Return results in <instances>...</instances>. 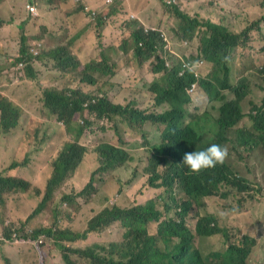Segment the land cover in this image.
Masks as SVG:
<instances>
[{"label":"trees","instance_id":"obj_1","mask_svg":"<svg viewBox=\"0 0 264 264\" xmlns=\"http://www.w3.org/2000/svg\"><path fill=\"white\" fill-rule=\"evenodd\" d=\"M114 1L113 4H107L104 0L103 6L108 8L107 12L100 14L97 11L95 15V5L86 0L85 4L82 2L84 11L91 12L92 18L96 19V26H104L99 48L96 46L97 54L88 57L90 59L87 62L82 61L79 50H74L77 44L73 46L85 29L90 30L88 25H81L85 16L83 13L75 14L77 9L66 13L65 0H60L55 11L62 15L55 12L56 18L51 23L54 27L51 28V24L43 25L55 36L57 28L71 30L72 19L75 21L77 15L82 31L78 35L66 32L64 34L71 37L57 38L63 45L52 46L53 50L49 52L48 49L42 51L44 56L52 58L57 70L63 74L57 81L58 85L62 82L66 85L62 88L44 87L46 89L42 92L41 100L43 108L48 110L47 118L38 117L30 111V133L32 139L44 138L41 131L50 128L49 121L54 117L55 123L63 128L65 136L69 138L63 141L58 155L49 160L52 162L51 175L33 215L39 214L47 206L49 208L54 200V190L88 160L96 165L89 182L76 194L63 195L60 202L72 206L77 201L78 207L85 206L86 202L82 200L85 194H91L92 191L98 194L94 185L96 181L93 183V180L100 173L98 182H114L118 187V198L111 202L106 201V195H102L104 207L99 208L82 233L70 231L72 224L64 230H33L31 236L21 228L19 232L23 234L22 239L37 246L51 238L62 250L65 264H80L79 260H83L84 264H248L257 239L242 235L237 241H230L225 230L219 227L217 217L209 213L207 208L205 212H200L196 207L205 208L206 199L222 201L230 195L238 197L247 189L254 190L252 182L246 178L245 172H240L236 165L226 160L222 165L199 174H193L181 162L185 152L206 150L213 143L225 147L231 145L234 149L237 145L248 146L249 150L264 152V100L254 106L249 115H245L249 81L240 78L232 84L229 67L231 54L237 53L235 74L243 72L248 62L264 77V15L254 21L247 19L250 7L237 0L239 14L215 13L213 20L211 12L205 8L198 12L185 11L181 5L173 4L174 0H166V13L177 21L179 40L187 41L185 44L196 39L199 42L195 56L181 58L170 53L169 43L172 42L163 30L148 27L152 23L151 19H147L146 27L137 20L130 22L129 34L119 48L112 51L114 41L110 38L113 39L115 33L111 31L118 23L120 32L117 36H122V29L128 23V18L134 17L135 11L130 2L126 4L127 0ZM150 7L155 9V4L151 3ZM260 7L264 8V0ZM156 12L160 14V19L164 18L158 10ZM104 14L111 18L106 23L103 22L106 19ZM17 40L10 38L5 41ZM53 41L52 37L48 40L49 43ZM120 52L125 57L131 55L130 61L115 60V53L119 55ZM32 60L27 40L23 37L18 57L16 53L12 55L11 61L16 65L2 70L0 77L12 81L11 71L20 72L22 77L23 71L18 68L25 65L24 71L26 67L30 71ZM130 68H135L141 74L144 71L151 73L156 79L140 89L130 85L137 81L135 74L120 85L110 82L111 77H119L120 73L125 74V70ZM29 75L32 76L27 73L25 78L28 79ZM116 89L123 98L125 94L139 97L115 103L117 95H110ZM199 90L209 103L217 104L218 114L210 110L190 112V101L198 96ZM161 109L165 112L159 114ZM21 114L19 106L1 97L0 131L7 134L15 130ZM246 117L251 126L238 127ZM81 118L83 121H80ZM94 120L101 123L96 133L88 129ZM151 130L159 133L160 143H149L151 151L144 171V175L149 177H145V183L143 181L141 184L144 183L142 189L157 193L142 203L132 204L123 192L120 180L115 177L108 179L110 176L106 173L117 167L131 168L135 165V155L120 147L128 148L138 139H144L143 143H147ZM32 143L37 150L30 151V154H38L43 150L44 147L40 148L38 144L35 147L36 142ZM18 166L14 162L0 172V208L6 206V195L30 192L31 183L27 179L9 174L10 170ZM131 174L136 180L137 173ZM35 193L38 195L39 191L36 189ZM171 212H174L173 215H170ZM1 225L8 237L13 223L4 225L1 220ZM115 231L118 232V238L107 244L93 243L85 248H82L85 245H80L90 235L108 236ZM41 234L44 235L43 240L39 239ZM194 241L198 242L195 246ZM216 241H222L224 247L216 248ZM258 254L260 263L264 264V249Z\"/></svg>","mask_w":264,"mask_h":264},{"label":"rangeland","instance_id":"obj_2","mask_svg":"<svg viewBox=\"0 0 264 264\" xmlns=\"http://www.w3.org/2000/svg\"><path fill=\"white\" fill-rule=\"evenodd\" d=\"M60 0H0V73L2 70L15 66L11 61L12 55L18 57L21 38L27 40L28 49H30V55L33 60L30 62V71L24 67L18 68L23 71L21 77L20 72L11 71L10 75L13 80L0 77V98H5L11 103L19 106L22 109L21 119L17 128L7 134L0 131V172L4 171L9 164L18 163L19 166L9 171V174L20 176L27 179L31 183V189L28 193H13L6 195V206L0 208V264H65L62 260V250L49 238L47 242L42 245L34 246L30 242L20 241L22 233L19 229L23 228L25 234L31 236V231H37L48 228H58L64 230L72 224L70 231L73 233H82L88 225L90 219H92L98 212L100 207H104L101 203L102 195H106V201L113 202L118 198L117 185L113 183L101 184L99 177L94 178L95 187L98 191L96 194L94 191L91 194H85L82 200L86 202L85 206L78 207V202L72 206H67L65 202H60L65 194H76L81 188L87 185L96 165H93L90 160L84 161L80 168L74 171L62 185L54 190V200L52 204H49L46 209H43L39 214L33 215L40 203L44 191L46 182L49 179L52 171L49 160L52 157H56L59 153L63 141L68 136H65L62 127L58 126L54 117L49 121V126L45 131H41L45 137H38L32 139L30 133V111H33L38 117L47 118L46 113L48 110L42 106V92L44 86H59L62 88L66 85L62 82L58 85L57 82L49 83V80L53 77L60 78L63 74L59 72L55 66V62L52 58L44 56L42 51L48 49L47 52L53 50V47H59L64 43L58 41V37L64 36L66 38L71 37L64 33L78 35L81 31V25H88L90 30L85 29L78 40L75 41L73 46L77 44L79 54L83 62H87L88 57H93L97 54L98 43H100L103 36L104 26L98 28L96 26V19L92 18V14L89 11H84L81 5L75 4L74 0H65V12H71L73 9L78 11L75 14H84L85 16L81 20V25L78 22L79 17L76 16V20L72 19L73 28L71 30H63L57 28V32L54 35L50 34L44 24H51L56 18L54 12L58 8ZM92 5H95L94 15L97 11L100 14L106 13L107 9L103 6L104 0H86ZM120 1V0H118ZM237 0H174L173 4L181 5V8L185 11H200L201 8H205L210 12L217 13H231L239 14L238 7L235 2ZM242 3L248 4L250 12L247 13L246 18L254 21L264 15V8L260 7V3L263 0H241ZM116 2L113 0V3ZM122 2V1H120ZM131 4V8L140 15L145 16L146 19H151L152 23L148 27L154 29L163 30L172 43H169L170 53L175 57L185 58L186 56H195L198 52L199 42L198 40L187 41L179 40L176 33L177 21L171 18L166 13V0H127L126 4ZM225 2V5L223 4ZM111 3V4H113ZM155 4V9L152 10L150 4ZM34 6L37 15H29L26 10ZM80 9V10H79ZM129 9V6H128ZM159 11L164 15V18L160 19ZM244 14V11H241ZM58 14V13H57ZM59 15V14H58ZM105 15L104 23L111 18ZM61 16V15H60ZM74 16V15H73ZM72 16V17H73ZM137 18H128V23L122 29V36L118 33L115 34L113 41L114 46L111 49L115 51L119 48L122 40L127 37L130 32L128 24L132 21H136ZM123 25V24H122ZM264 25V24H262ZM53 26L54 25H50ZM75 26V27H74ZM102 26V25H101ZM54 39L49 43V38ZM10 38L18 39L15 42H7ZM20 38V39H19ZM79 41V42H78ZM53 46V47H52ZM97 46V48H96ZM111 51V50H110ZM165 55V52H164ZM167 56H170L169 52H166ZM131 55L125 57L123 52L115 53L114 59L120 62L130 61ZM236 53L231 54V60L229 61L230 67V82L235 84L240 78H247L249 81V94L248 100L244 104L245 115H249L252 112L254 106L261 104L264 100V77L259 73V70L254 67L253 64H247L244 66V71L241 73H234V61ZM13 65V66H12ZM171 65V64H169ZM133 67V66H132ZM31 73L30 79H26L25 75ZM135 74L137 81L130 83L134 85L136 89H140L146 85H150L156 77L151 73L145 71L139 73L135 68L125 70L124 73H120V76L111 83L122 84L129 76ZM15 75L19 76L16 77ZM155 78V79H154ZM162 78V82H163ZM117 95L118 102L129 101L132 99H138V96L125 94V97L116 90H112L111 97ZM10 99V100H9ZM190 112L201 113L205 110L213 111L217 113V104L209 103L205 99L204 94L199 90L198 96L190 101ZM137 105V103H136ZM143 105V104H142ZM137 107V106H136ZM165 112L164 109L158 111L159 114ZM83 121V118L80 119ZM38 123L40 121L38 120ZM82 125V124H81ZM251 122L248 117L244 118L238 127H250ZM101 123L94 120L93 124L88 127L93 133L99 132ZM105 129V128H104ZM108 134V133H107ZM147 143H143L144 139H138L135 144L127 147H120L123 150H127L130 154L135 155V165L131 168H124V166L114 168L106 174L113 179L114 177L120 180L123 192L126 193L130 199V203L137 204V202H144L151 199L157 191L142 189L143 184L148 179V175H144V171L147 167V159L149 158L150 144L158 145L160 143V135L158 132L151 130L148 133ZM37 144L44 147L38 154H30V151H36L33 148ZM93 143V140H91ZM146 145H149L147 147ZM229 155L226 161L230 164L236 165L240 172L246 173V178L252 182L253 189H247L242 191L238 197L230 195L227 199L219 201L217 199H206L204 203L205 208L201 209L196 207L200 212H205L206 208L209 213L214 214L218 219V225L225 230L230 241H237L242 235H248L251 238L257 239V245L252 249V252L247 260L248 264H261L260 258L258 259V252L264 249V152L256 149L249 150L247 147L236 146V149L231 148V145L227 147ZM149 155V156H148ZM140 157V158H138ZM28 159L31 161L26 162ZM99 167V165H98ZM131 172L137 173V179L133 180ZM258 172V173H257ZM146 177V178H145ZM144 181L143 184H141ZM85 188V187H84ZM39 191L36 195L35 190ZM240 200L241 202H238ZM111 204V203H110ZM109 205V204H108ZM73 207V208H70ZM171 212L170 215H173ZM224 213V215H221ZM1 220L4 221V225H11L12 231H15L16 236H12V232L9 234V239H6ZM45 234V233H43ZM39 236L40 240H43L44 235ZM100 235H90L87 240L80 245L100 243L107 244L111 240L118 238V232ZM198 244L194 241V246ZM71 245V244H70ZM214 246L216 248H223L224 243L222 241H216ZM80 248V246H79ZM258 255V256H257ZM76 259V257H74ZM50 260V261H49ZM80 264H84L83 260H79Z\"/></svg>","mask_w":264,"mask_h":264},{"label":"clouds","instance_id":"obj_3","mask_svg":"<svg viewBox=\"0 0 264 264\" xmlns=\"http://www.w3.org/2000/svg\"><path fill=\"white\" fill-rule=\"evenodd\" d=\"M82 2H84L85 4V0H81L79 2L74 0V3L78 5H83ZM26 10L28 11L30 15L31 14L30 8L29 9L26 8ZM31 15L36 16L37 13L34 15L31 14ZM131 18H134V17H131ZM26 77L28 78V76ZM28 79H30V75ZM228 155H229V152H228L227 147L213 143L206 150L185 152L183 154L181 163L185 165L193 174H199L200 172L204 170L214 168L217 165H222L224 161L228 158ZM221 215H224V213H221ZM12 236L14 237L16 236L15 231H12ZM9 238H10L9 235L8 237L6 236V239H9ZM19 240L25 241L22 239V237H20Z\"/></svg>","mask_w":264,"mask_h":264},{"label":"crops","instance_id":"obj_4","mask_svg":"<svg viewBox=\"0 0 264 264\" xmlns=\"http://www.w3.org/2000/svg\"><path fill=\"white\" fill-rule=\"evenodd\" d=\"M54 12H57V11H54ZM59 15H62V13L61 12H57ZM223 14V13H217V12H211V15H210V17L213 19V20H215V18H214V14ZM132 16H134V18H137V21H139L142 25H144L145 27H146V22H147V19L145 18V16H143V15H140L139 14V12H137V11H134V13H133V15ZM44 25H46V24H44ZM117 26H118V23H117V25L115 26V28L111 31L113 34L115 33H118V32H120L119 31V29H117ZM51 28H53V26H50ZM104 32V31H103ZM110 40H113L112 38H110ZM74 50H79L78 48H77V45H76V47L74 48ZM236 59H237V53H236V58H235V61H234V73H235V62H236ZM230 60H231V58H230ZM118 77V75H116V76H114V77H111V79H110V81L111 80H114L115 81V79ZM58 80H60V78H57V77H53L52 79H50L49 80V83H54V82H57ZM44 87H47V86H44ZM119 100H116V102H118ZM123 102V101H122ZM122 102H119V103H122ZM85 140H87V137H85ZM115 181V180H114ZM50 261V260H49Z\"/></svg>","mask_w":264,"mask_h":264},{"label":"built area","instance_id":"obj_5","mask_svg":"<svg viewBox=\"0 0 264 264\" xmlns=\"http://www.w3.org/2000/svg\"><path fill=\"white\" fill-rule=\"evenodd\" d=\"M76 1L79 2L81 0H76ZM120 1H124V0H120ZM106 3L111 4V3H113V0H106ZM30 13L33 15L36 14V10H35L34 6H30ZM186 66H189V64H186ZM194 87H195V85L192 86V88H194Z\"/></svg>","mask_w":264,"mask_h":264}]
</instances>
